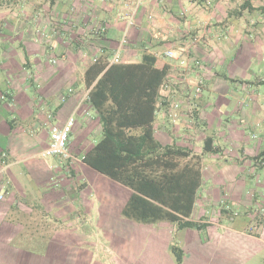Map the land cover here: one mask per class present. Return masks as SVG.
I'll return each instance as SVG.
<instances>
[{"label": "crops", "instance_id": "crops-1", "mask_svg": "<svg viewBox=\"0 0 264 264\" xmlns=\"http://www.w3.org/2000/svg\"><path fill=\"white\" fill-rule=\"evenodd\" d=\"M119 48L122 62L138 63L148 52L156 56L158 67L171 66L166 81L171 87L168 93L161 87L154 122L155 136L163 145L202 154L211 137L222 148L221 153L202 155L203 182L190 219L207 224L203 228L209 231L208 239L225 240L232 256L237 255L239 235L245 244H260L241 251L246 259L262 252L264 199L257 214L242 219L220 203L252 208L257 195L248 177L255 175L259 199L264 197V167L252 160L264 151V0H0V171L10 183L3 187L6 199L0 201L2 246L24 256V264H45L43 258L60 248L61 233L44 249L12 244L23 231L20 215L53 223L98 222L116 227L119 235H139L148 243L141 250L150 256L145 264H159L158 256L175 264L174 246L183 250L184 264L206 240L203 228L179 229L168 220L143 223L124 217L132 190L83 160L103 136L100 117L89 101L86 70L95 58L111 63ZM169 50L178 58L168 57ZM185 59L189 75L203 82L192 100L181 64ZM175 102L181 110L179 119L172 121ZM72 114L73 160L67 166L60 157L41 153L49 145L51 126L64 124ZM251 130L260 134L252 138ZM73 179L68 186L67 180ZM211 208L215 217L207 216ZM223 218L253 228L239 231ZM175 234L181 238L172 242ZM125 254L119 255V263H130Z\"/></svg>", "mask_w": 264, "mask_h": 264}, {"label": "trees", "instance_id": "trees-1", "mask_svg": "<svg viewBox=\"0 0 264 264\" xmlns=\"http://www.w3.org/2000/svg\"><path fill=\"white\" fill-rule=\"evenodd\" d=\"M170 72V65L158 67L156 56L148 52L138 63L100 58L90 65L88 96L100 117L103 136L83 160L132 190L122 210L124 217L143 223L168 220L179 229H202L207 224L190 219L203 182L202 155L221 153L222 148L208 137L203 153L195 154L176 144L163 145L156 138L160 90ZM252 160L264 167V151ZM172 250L181 263L183 250L177 246Z\"/></svg>", "mask_w": 264, "mask_h": 264}, {"label": "rangeland", "instance_id": "rangeland-1", "mask_svg": "<svg viewBox=\"0 0 264 264\" xmlns=\"http://www.w3.org/2000/svg\"><path fill=\"white\" fill-rule=\"evenodd\" d=\"M124 35L123 37H127ZM253 70H255V65L253 66ZM260 75L261 74L259 73L258 76ZM189 77L196 80V78H192L190 75ZM259 134L260 133L257 130H251L249 133L252 138H254V136H258ZM60 159L67 166L72 162L71 160L66 161L65 159ZM4 175V172L0 171V189L3 188L4 184L6 186L10 185ZM70 177L72 178L73 175H70ZM248 178V182H252L251 189L254 191L252 194L257 195V198L254 199L252 208L245 210L246 208L244 206L235 207L233 204L220 203L222 209L225 208L227 212L230 211L232 214L236 215V217L241 219L244 218L243 216L246 217V215L249 214H257V212L261 210V201L264 199V197L259 199L261 195V189L257 184L259 179L258 176L255 175V177ZM74 181L76 180H67V185H72ZM6 191L7 190L4 189L0 201L6 199ZM220 204L217 206L219 207ZM214 214L213 208L207 212L208 217H215ZM18 218H20V220L23 222V226H21L23 231L20 232L18 236L11 241V243H15V246L19 248L24 249L23 247L26 246L36 247L39 245L40 249H44L49 244L54 234L61 233L62 236L57 241V243L60 244V248L58 247L57 249H53L51 254L46 255L43 258V263L45 262V264H122L119 263L118 257L124 252L126 253L124 255L125 258L130 261L129 264H132L133 261H139L138 264H145V261H148L150 258V256L147 254L148 252H141V250L146 248L145 244H148L145 240H143V238L141 239L139 235H131V232L130 235L127 233H124V235L123 233L119 235L116 232V227H114V229H109L107 228V224L102 225L98 222L74 224L70 223L69 221L65 223H53L40 216H30L24 218V215H20ZM224 220L226 224L239 231H245L252 226L249 224L244 226L245 223L242 224V226L232 225L228 218ZM248 222L251 223L252 220L249 219ZM24 223H26L25 226L27 227L25 229V233ZM84 232L87 234L85 238ZM208 232L209 231L206 228L201 230V236H203L206 240L204 243L200 241V243L203 245L195 248V250L193 249L195 254L191 257L188 255L189 257L186 258L187 260H185L184 264H249V262L250 264H264V250L260 253H257L253 257L247 256V259L245 258L244 253L241 252L244 248L254 249L255 247L260 246L259 242L257 243L256 241L252 240V242L248 241L245 244L244 236L239 235L235 248V250L238 252L236 256H232V253L229 254L230 250L228 249L229 247L227 243H224L225 240L220 242V240L208 239ZM74 233L75 235H80V237L75 236V239L72 238V234ZM24 235L25 237L28 236L30 239L24 238ZM180 235L175 234L172 238V242L179 241L181 238ZM32 237H37V239L35 238L33 240ZM122 238L128 240H122ZM75 244L77 245L76 247L73 246ZM173 257L175 259V264H182L183 260L181 263H179L177 254H173ZM166 258L167 257L165 256H158V259H160L159 264H171L164 262ZM244 259L247 260V263H245ZM0 264H24V256H19L14 253V251L12 252V250L2 246V242L0 241Z\"/></svg>", "mask_w": 264, "mask_h": 264}, {"label": "built area", "instance_id": "built-area-1", "mask_svg": "<svg viewBox=\"0 0 264 264\" xmlns=\"http://www.w3.org/2000/svg\"><path fill=\"white\" fill-rule=\"evenodd\" d=\"M136 12V11H135ZM135 12H133L129 19H128V25L131 26L134 23V16ZM126 42V38L123 40L122 43ZM121 53L122 49L119 48L115 51L113 54V57L111 59V63H120L121 61ZM166 55L170 58L177 59V54L176 52L169 50L166 52ZM97 60V58L94 59V62ZM181 64L183 65L184 69V75L185 79L187 82V85L192 89V92L190 94L189 100L195 99L199 93L202 91L203 88V82L202 80H195L191 79L189 77V60L185 59L181 61ZM171 87V84L169 83H164L162 86V89L166 91V93L169 92ZM170 111V117L172 121H177L179 119V111L181 110V104L179 102H175L172 104ZM76 122V117L75 114H72L64 124L62 125H57L54 124L50 128V142L49 145L45 150L42 151L41 155L43 157H60L62 159H65L66 161L68 160H73L72 154L69 151V142H70V135L73 131V127ZM4 158L7 156L6 153H3L2 155ZM7 163H3V167ZM4 170V169H3ZM2 172V171H1ZM6 185L4 184L3 187ZM2 198V194H0V199Z\"/></svg>", "mask_w": 264, "mask_h": 264}]
</instances>
